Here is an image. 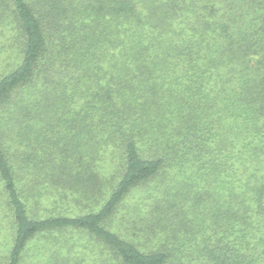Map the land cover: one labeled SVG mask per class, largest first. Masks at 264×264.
Wrapping results in <instances>:
<instances>
[{
  "label": "trees",
  "instance_id": "obj_1",
  "mask_svg": "<svg viewBox=\"0 0 264 264\" xmlns=\"http://www.w3.org/2000/svg\"><path fill=\"white\" fill-rule=\"evenodd\" d=\"M4 227L0 264H264V0H0Z\"/></svg>",
  "mask_w": 264,
  "mask_h": 264
},
{
  "label": "rangeland",
  "instance_id": "obj_2",
  "mask_svg": "<svg viewBox=\"0 0 264 264\" xmlns=\"http://www.w3.org/2000/svg\"><path fill=\"white\" fill-rule=\"evenodd\" d=\"M1 234V243H0V256L5 252V246L9 240L12 238V232H9L8 228H2L0 231ZM46 242L45 241H35L31 245L30 255L28 257V262L34 261L35 257L41 253L43 255H47L46 251Z\"/></svg>",
  "mask_w": 264,
  "mask_h": 264
}]
</instances>
